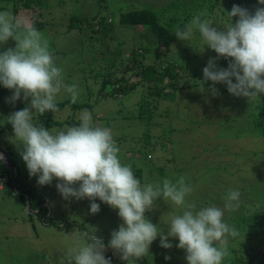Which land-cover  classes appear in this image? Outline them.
<instances>
[{"label":"rangeland","instance_id":"rangeland-1","mask_svg":"<svg viewBox=\"0 0 264 264\" xmlns=\"http://www.w3.org/2000/svg\"><path fill=\"white\" fill-rule=\"evenodd\" d=\"M250 2L264 7L258 0H0V11L29 20L41 32L64 83L77 86L76 103L62 90L56 103L64 104L56 112H34V124L59 131L78 126L81 114L90 113L94 126L111 129L121 163L132 166L141 185L184 177L192 187L186 200L197 208H223L230 189L241 191L238 209L224 212V221L239 235L228 237L221 264H264V242L259 243L264 241V96L248 102L230 95L224 84H216L215 92L211 81L204 84L202 70L216 53L198 31L190 40L176 39L166 47L149 40L147 26L119 19L123 12L146 8L175 34L177 27L183 30L194 16L206 13L202 20L222 28L230 23L227 12L233 5L243 8ZM13 46L10 40L0 45V52ZM134 51L145 65L157 68L163 62L175 71L174 79L155 76L156 85L169 83L159 98L149 92L141 74L128 76L121 95L111 90V82L102 88L105 78L121 75ZM216 63L228 66L223 58ZM11 95L0 85V152L19 173L12 187L9 165L0 161V264H67L69 250L94 235L107 246L122 223L117 210L97 199L100 211L92 214L88 199H63L57 180L39 186L37 177L29 176L7 119L28 102L21 97L8 103ZM144 100L150 102L145 108L140 107ZM181 212L161 197L145 215L167 235L171 218ZM169 242L173 247L165 249L157 237L136 264H187L185 251L175 246L178 240L169 237ZM249 252L252 258L246 259ZM108 254L111 264H127L111 248Z\"/></svg>","mask_w":264,"mask_h":264},{"label":"clouds","instance_id":"clouds-1","mask_svg":"<svg viewBox=\"0 0 264 264\" xmlns=\"http://www.w3.org/2000/svg\"><path fill=\"white\" fill-rule=\"evenodd\" d=\"M258 4L264 5V0H258ZM227 14L230 23L221 28L208 19L202 20L206 13H201L183 30L177 27L175 36L180 41L190 40L198 31L204 45L216 53L202 70L204 84L211 81L213 92L216 84H224L230 95L249 102L264 96V7L250 12L233 5ZM233 18H237L235 22ZM10 40L14 46L0 52V85L12 91L8 103L14 104L21 97L28 102V106L7 119L21 145L19 154L29 176L37 177L39 186L57 180L56 188L63 199H88L92 214L100 211L95 202L99 199L117 210L122 221L118 230L112 231L107 246L96 235L84 238L85 242L69 250L67 264H111L112 254L107 258L104 255L107 248L127 264H136L149 254L157 237L165 249L173 247L169 237L178 240L175 246L185 251L187 264H221L228 254V237L239 235L234 226L224 221V212L238 209L241 191L230 189L223 208H197L186 200L192 187L184 177L175 183L164 179L162 185H141L132 166L121 163L111 129L94 126L90 113L81 114L78 126L59 131L50 132L43 125L34 124V112L43 115L58 111L56 97L62 90L76 103L77 86L64 83L62 69L56 65L48 41L29 20L0 11V45ZM220 58L228 61L227 68L217 66ZM161 197L182 209L171 218L167 235L158 231V226L145 215Z\"/></svg>","mask_w":264,"mask_h":264},{"label":"trees","instance_id":"trees-1","mask_svg":"<svg viewBox=\"0 0 264 264\" xmlns=\"http://www.w3.org/2000/svg\"><path fill=\"white\" fill-rule=\"evenodd\" d=\"M243 8H246L251 12L253 9H256L257 6L253 5V2H250L248 5H246ZM119 21L122 24L139 25L142 27L147 26L148 29L144 28L146 30L144 33L152 35V36H150L151 39H149V38L148 39L152 43L156 42L157 45L161 44V45L168 47L172 42H174L177 39L175 34L171 31V29L167 26L160 24L158 22V19H157L155 13L149 9H146V8L139 9V10H128L126 12H123L120 15ZM146 42L148 44H151L147 40H146ZM153 45H156V44H151V46H153ZM130 54H131V57L126 59V61L124 62V66L122 67V69H120L121 75L117 76L116 78H112V75L109 78H105L102 81V88L104 87V84L111 82L113 84V87L111 90H113V92L121 95V92L124 90V86L126 85V81L129 79L128 76L132 75L131 73H133L134 75H140L141 74L145 78V83H147V85H148V86L147 85L146 86H147V89L149 90V92L155 94L156 95L155 97L158 96V98H159L161 96L164 88L169 83H165L163 85V87L160 85H156V77L155 76L159 75V80L163 79L164 76H167L169 78L174 79L176 77L175 71L172 68H170L168 63L159 62V64H158L159 67L156 68L153 65L143 64V62L141 60H139V58L135 54V51L131 52ZM119 77H121V78H119ZM172 79L168 82H171ZM127 88L131 89L132 87L129 86ZM139 102H141V101H139ZM149 103L150 102L144 100L143 102L140 103V107L143 106V108H145L146 104L149 105ZM56 104L58 107L64 103H56ZM2 167H3V165H2V163H0V170ZM18 179H19V177L17 178L16 183H18ZM4 181L6 182L5 179H4ZM8 182L10 184L13 183L11 173H10V179ZM12 187H13V184H12ZM85 236L87 237V234ZM254 236H256V235H254ZM257 236H258V234H257ZM263 242H264L263 240L259 241V243H263ZM247 258H252L251 252L246 254V259Z\"/></svg>","mask_w":264,"mask_h":264},{"label":"water","instance_id":"water-1","mask_svg":"<svg viewBox=\"0 0 264 264\" xmlns=\"http://www.w3.org/2000/svg\"><path fill=\"white\" fill-rule=\"evenodd\" d=\"M3 156H1L0 161L7 163L9 165V171L12 175V179H13V183L15 185L16 181H17V169L16 167L13 165V163L11 162V160L7 157L6 154L0 152ZM5 157V158H4ZM28 207L30 208V202H28Z\"/></svg>","mask_w":264,"mask_h":264},{"label":"built area","instance_id":"built-area-1","mask_svg":"<svg viewBox=\"0 0 264 264\" xmlns=\"http://www.w3.org/2000/svg\"><path fill=\"white\" fill-rule=\"evenodd\" d=\"M108 258H111V256H108Z\"/></svg>","mask_w":264,"mask_h":264},{"label":"crops","instance_id":"crops-1","mask_svg":"<svg viewBox=\"0 0 264 264\" xmlns=\"http://www.w3.org/2000/svg\"><path fill=\"white\" fill-rule=\"evenodd\" d=\"M1 187V186H0ZM107 257V256H106Z\"/></svg>","mask_w":264,"mask_h":264}]
</instances>
